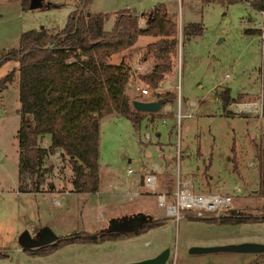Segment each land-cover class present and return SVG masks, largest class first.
Masks as SVG:
<instances>
[{"label": "rangeland", "instance_id": "374dc122", "mask_svg": "<svg viewBox=\"0 0 264 264\" xmlns=\"http://www.w3.org/2000/svg\"><path fill=\"white\" fill-rule=\"evenodd\" d=\"M78 1L47 0L62 10L51 7L32 11L23 10L20 0H0V56L18 48L23 32L62 29L70 12L82 7ZM157 3L165 5L179 29L178 48L171 56L172 70L157 84L169 85L161 92L169 90L177 94L170 103L172 109L168 113L172 116L164 117L166 125L160 117L152 121L146 118L136 128L118 113L103 117L99 137L100 184L95 192L81 195L73 192L68 158H63L56 150L43 157L40 170L50 167L51 171L39 194L16 193L18 65L9 61L0 66V77L15 70L13 81L0 92V252L5 254L0 257V264H123L153 257L165 248L170 250L166 264H245L250 255L192 254L189 249L247 241L264 243V219L220 224L185 217L175 222L157 207L154 196L142 194L130 201L123 189L114 188L115 182L121 185L129 178L127 168L138 174L141 169L158 163L162 169L165 162L173 158L170 168L173 181L178 169L196 191L227 192L240 211L256 216L264 214V195L260 194L264 178L260 179L256 170L258 154L264 170V85L259 73L262 45L261 37L244 32L261 27V13L248 3L223 4L219 0L208 3L202 0H91L86 9L108 13L104 28L109 30L116 11L134 8L144 22V17ZM191 23H200L202 33L181 41L182 27ZM155 39L141 35L132 46L108 58L109 64L123 61L131 74L135 66H140V72L125 86V91L136 100L154 101L160 93L141 96L134 89L136 84L148 85L146 76L156 61L152 53L147 52L146 45ZM149 88L153 91L154 87ZM225 90L232 102L224 110L218 94ZM187 100L200 101V104L192 117L181 121V147L188 150L189 155L177 163L173 147L176 134L171 125L178 102L181 112L187 113ZM160 113L165 114V111ZM146 132L150 134L149 139L145 138ZM44 138L45 135L39 137V145L47 148L50 141ZM233 145L237 152L236 170L230 161ZM161 173L159 188L163 190ZM236 187L241 191H235ZM140 214L160 220L162 224L118 239L76 240L36 255L23 250L19 244V237L25 232L36 236L50 228L58 237L84 236L109 229L113 222L122 220L131 226L130 219ZM201 242L204 244L196 245Z\"/></svg>", "mask_w": 264, "mask_h": 264}, {"label": "trees", "instance_id": "16d2710c", "mask_svg": "<svg viewBox=\"0 0 264 264\" xmlns=\"http://www.w3.org/2000/svg\"><path fill=\"white\" fill-rule=\"evenodd\" d=\"M212 0H202L208 3ZM225 4L248 3L262 15L261 27L248 28L244 32L261 37L262 62L259 68L264 85V0H219ZM91 0H79L78 5L67 17L65 26L55 32L42 28L29 30L20 36L17 49L0 56V66L14 61L18 73L19 127L16 131L18 150L17 191L19 193H38L46 181L51 168L40 170L44 155L59 154L68 158L72 171V189L77 194H88L98 190L100 184L99 137L100 120L115 112L128 119L136 128L149 118H164L171 113L138 111L133 107L132 98L125 86L130 79V69L122 61L109 64L108 58L132 46L141 35L156 38L146 45L155 63L146 81L156 87L171 72V56L179 44L178 24L168 14L165 5L157 3L140 25V17L131 9L115 12L113 26L105 30L104 23L109 14L91 12L86 9ZM23 10H45L51 8L47 0H20ZM200 23H191L181 29L184 38L200 35ZM15 70H9L0 77V92L10 84ZM177 94L164 91L157 94L163 104L173 103ZM222 108L227 109L232 102L228 90L218 94ZM140 101H148L140 99ZM264 116V104L262 105ZM49 135L47 148L39 145V137ZM230 161L237 169V152L231 148ZM174 159L165 162L162 169L165 188L170 193L174 189L171 166ZM256 170L259 178H264L263 160L257 155ZM159 171V172H160ZM158 172V176H159ZM260 194L264 195L262 188ZM241 216H221L219 218L195 219L208 222L246 223L257 222L264 216H253L244 212ZM135 232L126 220L113 222L111 228L101 229L94 234H74L58 237L57 245H46L35 249H23L32 255L48 253L54 248L76 240L96 242L135 235L162 224L160 220L145 218ZM130 222V221H129ZM5 254L0 252V257ZM248 264H264V254L256 255Z\"/></svg>", "mask_w": 264, "mask_h": 264}, {"label": "built area", "instance_id": "2783aa9c", "mask_svg": "<svg viewBox=\"0 0 264 264\" xmlns=\"http://www.w3.org/2000/svg\"><path fill=\"white\" fill-rule=\"evenodd\" d=\"M77 8V7H75ZM74 8V9H75ZM73 9V10H74ZM144 22L140 21L142 25ZM140 72V66L133 68V73L130 74V79L137 76ZM228 75H225L227 78ZM134 80V79H133ZM149 85V84H148ZM148 85H134V89L141 96H149L151 93L161 92L169 88V85H161L151 89ZM200 101L187 100V113L181 112V104L178 102L176 112L174 113V124L171 125L176 134V142L174 143V156L178 161L189 155L188 150L181 147L180 128L183 118H190L195 109L199 107ZM172 109L170 103L162 105V110L165 113ZM166 118H162V124L166 125ZM145 138L149 139L150 134L145 133ZM253 164V163H252ZM161 165L153 163L147 169H141L138 174L132 168L126 169V175L129 176L124 184L115 182L114 188L123 189L122 192L126 195L128 200L132 201L140 197L142 194H150L154 196L157 207L163 209L167 216L172 218L175 222L183 218H219L221 216H229L233 214V197L227 192H200L194 189L189 179L182 178V174L177 169L174 180V189L168 193L167 190L159 188L158 172ZM235 191H241L240 187L234 188ZM234 211V210H233ZM235 213V212H234ZM32 228L30 229V231Z\"/></svg>", "mask_w": 264, "mask_h": 264}, {"label": "water", "instance_id": "95a60500", "mask_svg": "<svg viewBox=\"0 0 264 264\" xmlns=\"http://www.w3.org/2000/svg\"><path fill=\"white\" fill-rule=\"evenodd\" d=\"M135 12V9H132ZM163 105L162 99L154 101H140L134 100L133 107L138 111L156 112ZM143 217H133L130 219L131 226L136 232L137 227L142 224ZM58 236L50 229L45 228L42 230L37 238L31 236L30 232L22 233L19 237V244L23 249H34L45 245H57ZM192 254L212 253V252H231V253H251V254H264V243L259 242H240L235 244L217 245V246H193L189 249ZM170 255L168 248L163 249L160 253L153 257L145 258L142 260L127 262L123 264H166Z\"/></svg>", "mask_w": 264, "mask_h": 264}, {"label": "crops", "instance_id": "0c3cea01", "mask_svg": "<svg viewBox=\"0 0 264 264\" xmlns=\"http://www.w3.org/2000/svg\"><path fill=\"white\" fill-rule=\"evenodd\" d=\"M63 1V3L64 2H66V1H69V0H62ZM50 4H51V7H58V10L59 11H61L62 9H61V7H59L58 5H55V4H52V2H50ZM135 12H136V10H135ZM44 139H48L49 141H50V136L49 135H45V138ZM17 191V190H16ZM18 195H24V194H29V193H19L18 191L16 192ZM37 194H39V193H37ZM51 194H54V193H51ZM31 195H36L35 193H32ZM81 195V194H80ZM236 202L234 201V198H233V210H231V212H233V214H231V216L232 215H234V216H241V215H246V214H243L244 212L243 211H240V208L239 207H237L236 205ZM235 212V213H234ZM253 215V214H252ZM264 215V214H263ZM230 216V215H229ZM253 216H256V215H253ZM202 244H204L203 242H201V243H197L196 245H202ZM236 254H239V255H250V257L248 258V261H245V264H248L250 261H252V260H254L255 259V257H256V254H251V253H236Z\"/></svg>", "mask_w": 264, "mask_h": 264}, {"label": "flooded vegetation", "instance_id": "af4514ba", "mask_svg": "<svg viewBox=\"0 0 264 264\" xmlns=\"http://www.w3.org/2000/svg\"><path fill=\"white\" fill-rule=\"evenodd\" d=\"M262 216H264V215H262ZM128 224H130V222H129ZM37 236H38V235H36V236H34V237L37 238ZM45 246H46V245H45ZM41 247H42V246H41ZM38 248H39V247H38ZM34 249H35V248H34Z\"/></svg>", "mask_w": 264, "mask_h": 264}]
</instances>
